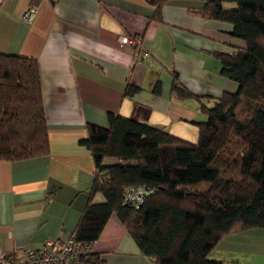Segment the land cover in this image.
I'll list each match as a JSON object with an SVG mask.
<instances>
[{"label":"crops","instance_id":"1","mask_svg":"<svg viewBox=\"0 0 264 264\" xmlns=\"http://www.w3.org/2000/svg\"><path fill=\"white\" fill-rule=\"evenodd\" d=\"M199 1L171 0L157 22L145 0H0V53L36 60L49 140L46 155L0 159L1 251L36 249L72 236L94 172L80 144L87 123L106 126L107 113L114 112L193 141L197 130L188 122L206 116L196 101L170 94L172 73L196 95L218 97L236 89L219 76L216 53L231 54L243 42L231 36L230 25L189 13ZM28 9L35 10L30 23L23 20ZM124 36L139 38V47L124 44ZM139 49L148 57L138 59ZM200 73L213 80L209 89L197 87ZM157 82L160 92L154 94ZM127 83L140 89L133 98L123 96ZM102 201L95 196L94 203ZM92 250L94 264H154L114 216ZM210 258L264 264V229L223 237Z\"/></svg>","mask_w":264,"mask_h":264},{"label":"trees","instance_id":"2","mask_svg":"<svg viewBox=\"0 0 264 264\" xmlns=\"http://www.w3.org/2000/svg\"><path fill=\"white\" fill-rule=\"evenodd\" d=\"M145 1L161 22L171 0ZM188 12L230 25L231 36L243 42L231 54L216 53L219 76L236 89L196 95L172 73L170 94L196 101L206 116L191 122L198 131L192 142L114 112L106 126L87 123L80 144L94 172L71 236L76 242L93 245L114 216L154 264H227L210 258L223 237L264 229V0H204ZM139 91L127 83L123 96ZM159 92L157 82L152 93ZM48 152L37 62L0 53V159ZM96 195L101 203H94ZM96 261L92 253L89 264Z\"/></svg>","mask_w":264,"mask_h":264},{"label":"built area","instance_id":"3","mask_svg":"<svg viewBox=\"0 0 264 264\" xmlns=\"http://www.w3.org/2000/svg\"><path fill=\"white\" fill-rule=\"evenodd\" d=\"M35 10L28 9L23 14V20L30 23L34 17ZM123 43L138 48L139 38L124 36ZM137 58L148 56V52L139 49ZM133 194H129L128 198ZM140 198V196L136 197ZM93 253L92 245L76 242L73 237L63 242L59 239L47 240L39 248L23 249L20 251L3 252L0 250V264H89Z\"/></svg>","mask_w":264,"mask_h":264},{"label":"rangeland","instance_id":"4","mask_svg":"<svg viewBox=\"0 0 264 264\" xmlns=\"http://www.w3.org/2000/svg\"><path fill=\"white\" fill-rule=\"evenodd\" d=\"M203 3V1H199V4L201 5ZM211 56L212 57H214V53H212L211 54ZM148 57V56H147ZM142 58H140V60H141ZM218 60V59H217ZM201 62L202 63H205V64H207L208 63V65H211V61H209L208 59H203V60H201ZM219 62V61H218ZM217 62V63H218ZM205 72H206V70H204ZM199 78L198 79H200L201 81H198L199 83H201L202 85H197V87L198 88H207V89H209L210 87H208V86H206V85H211L212 84V82H213V80H211L207 75L204 77V76H202V73H200V75L198 76ZM214 89V88H213ZM206 119V118H205ZM188 124H190V126H195V128H196V130H197V127H196V125H194L193 123H191V122H188ZM197 134H198V131H197ZM196 136H194V140L193 141H196V139H197V137L195 138ZM190 142H192L191 140H190Z\"/></svg>","mask_w":264,"mask_h":264}]
</instances>
